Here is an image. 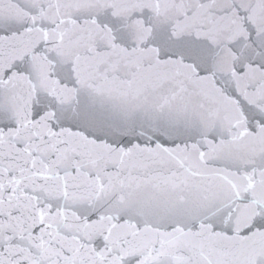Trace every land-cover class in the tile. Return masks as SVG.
Returning <instances> with one entry per match:
<instances>
[{"label": "snow or ice", "instance_id": "6c2138e0", "mask_svg": "<svg viewBox=\"0 0 264 264\" xmlns=\"http://www.w3.org/2000/svg\"><path fill=\"white\" fill-rule=\"evenodd\" d=\"M0 264H264V0H0Z\"/></svg>", "mask_w": 264, "mask_h": 264}]
</instances>
